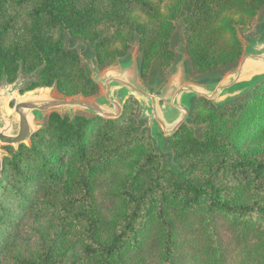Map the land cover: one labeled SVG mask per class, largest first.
<instances>
[{
  "label": "trees",
  "instance_id": "trees-1",
  "mask_svg": "<svg viewBox=\"0 0 264 264\" xmlns=\"http://www.w3.org/2000/svg\"><path fill=\"white\" fill-rule=\"evenodd\" d=\"M263 8L264 0H0V82L14 84L24 72L38 75L28 92L97 96L88 66L64 46L66 32L88 41L103 69L130 63L137 43L143 80L155 63L164 73L176 64L179 30L196 72L231 68L244 52L238 28ZM191 104L190 124L161 143L173 164L150 137L134 98L118 119L50 115L29 145L7 149L0 250L41 183L64 182L74 196L61 221L79 232V264H264V151H241L264 134V77L224 106ZM126 168L135 174L121 187L95 179ZM54 259L48 252L20 264Z\"/></svg>",
  "mask_w": 264,
  "mask_h": 264
},
{
  "label": "water",
  "instance_id": "water-1",
  "mask_svg": "<svg viewBox=\"0 0 264 264\" xmlns=\"http://www.w3.org/2000/svg\"><path fill=\"white\" fill-rule=\"evenodd\" d=\"M244 54L236 71L228 74L217 86L188 83L184 61L160 95H153L139 80L137 58L128 64L100 70L96 59L88 67L93 81L100 87L99 97H65L55 88L36 90L18 97L11 112L13 90L0 95V187L3 184L4 158L1 147L29 145L31 138L44 126V119L54 113L75 116L78 112L103 119H118L131 98L142 106L141 119L148 122L151 136L157 142L173 137L189 125L191 100L205 99L219 107L246 95L257 79L264 76V39Z\"/></svg>",
  "mask_w": 264,
  "mask_h": 264
},
{
  "label": "rangeland",
  "instance_id": "rangeland-1",
  "mask_svg": "<svg viewBox=\"0 0 264 264\" xmlns=\"http://www.w3.org/2000/svg\"><path fill=\"white\" fill-rule=\"evenodd\" d=\"M110 31L111 29H109L107 32L109 33ZM238 35L244 48L242 55L243 58L245 53L255 48L254 46L264 39V8L259 13V15L252 21L248 22L246 26L238 28ZM63 42L65 48L77 50L86 66L89 67L93 60L96 59L94 55V49L88 41L82 38H75L66 32ZM173 48L176 50L178 60L176 64L167 72H162L159 68V65L155 63L152 69L149 71L146 79H141L139 75V80L142 86L148 89L153 95H160L164 91L171 77L176 73L178 64L182 61H184L186 82L196 84L204 83L215 87L221 80H223L225 76L236 71L242 60L241 58L239 63L231 68H223L208 74H201L196 72L191 67L185 49V39L180 30L177 32L173 40ZM133 56H136L138 65L141 54L139 52L137 43H133L130 48L129 59H131V61ZM119 65L120 64H116L114 66ZM106 69L100 67L101 71ZM36 80H38L37 74L28 75L24 72H20L19 77L14 84H8L6 81L0 82V95H4L7 91L11 90L14 92V96L9 104V109L11 112L14 109L15 101L18 97H22L25 94L32 92L25 90L27 86ZM48 89L50 90L52 88H38L36 90ZM55 91L59 94L56 88ZM101 94L102 91L100 89L99 94L94 97H99ZM196 99L199 100L201 98ZM202 100L207 101L205 99ZM139 105L141 108L139 117L141 119L142 106L140 103ZM48 117L49 116L44 119V124ZM146 123L148 132L152 138L151 130L148 128V122L146 121ZM154 141L158 144L163 142H157L156 140ZM161 146L163 150L162 152L165 154V162L168 164H173L169 149H167L166 145L161 144ZM9 148L16 150L18 149L14 147H1L4 152H7V149ZM249 150L264 151V134L258 135L255 139L251 138L247 143L242 144V153ZM134 174L135 171L130 168H126L124 170L114 169L107 173H98L95 179L101 182H112L115 187H121L123 178L127 176V180L129 181L131 176ZM8 176V172H4V177L7 178ZM104 190H107V186H105ZM98 192L100 193V188ZM72 196H74L73 190L71 189L70 185H66L64 182H61V186L58 188H56V186L48 188L47 185H43L41 183V187L38 195L36 196L33 207L24 209L20 215L18 223L14 225L15 231L13 233L9 232L8 234L4 235L5 237L2 241V249L0 250V264H20L23 260H34L38 258L39 255L48 252H51L55 255L53 264H79L81 254L78 245L75 243L76 240L74 237L78 235L79 232L76 233L74 228L71 229L63 226L61 221L62 216L65 214L64 209L69 208L68 204ZM16 207V205H12L11 207L15 213H17ZM2 221L6 223L7 220L4 217ZM8 222H11V220L9 219Z\"/></svg>",
  "mask_w": 264,
  "mask_h": 264
}]
</instances>
